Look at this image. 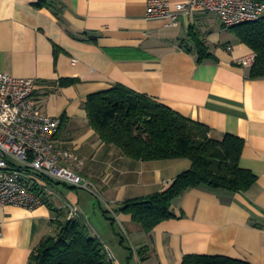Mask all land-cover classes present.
<instances>
[{
    "label": "crops",
    "instance_id": "crops-1",
    "mask_svg": "<svg viewBox=\"0 0 264 264\" xmlns=\"http://www.w3.org/2000/svg\"><path fill=\"white\" fill-rule=\"evenodd\" d=\"M40 1L0 0V73L37 81L44 113L63 120L57 144L85 160L80 173L91 191L54 183L55 195L37 209L0 206V264H29L63 213L70 220V205L114 264H182L188 255L264 264V79H252L251 68L239 64L254 52L212 12L182 16L179 27H169L148 18V0ZM199 42L211 55L202 62ZM66 79L78 82L61 86ZM118 84L209 127L215 140L242 138L241 167L256 183L246 193L191 190L174 202L184 216L147 234L118 211L121 204L165 191L192 163L139 161L102 142L86 102Z\"/></svg>",
    "mask_w": 264,
    "mask_h": 264
},
{
    "label": "trees",
    "instance_id": "trees-1",
    "mask_svg": "<svg viewBox=\"0 0 264 264\" xmlns=\"http://www.w3.org/2000/svg\"><path fill=\"white\" fill-rule=\"evenodd\" d=\"M46 2L41 0L39 6ZM232 29L256 55L250 77L264 79V18ZM198 47L201 62L211 56L203 43ZM77 82L66 79L60 85ZM86 110L102 142L116 146L125 156L139 161L188 159L192 163L165 191L121 204L118 211L130 214L147 234L168 220L181 219L184 215L176 214L174 202L191 190L246 193L257 181L252 171L241 167L242 138L228 134L215 140L209 127L125 85L90 95ZM63 215L65 220L55 222L56 234L42 240L29 264H114L86 222L80 218L68 220L67 213ZM182 264L250 263L225 256L188 255Z\"/></svg>",
    "mask_w": 264,
    "mask_h": 264
},
{
    "label": "built area",
    "instance_id": "built-area-1",
    "mask_svg": "<svg viewBox=\"0 0 264 264\" xmlns=\"http://www.w3.org/2000/svg\"><path fill=\"white\" fill-rule=\"evenodd\" d=\"M197 11L218 14L224 27L232 29L264 18V1L147 2L148 18L163 20L169 27H179L182 16H192ZM255 60L256 55L252 54L239 64L251 68ZM36 87L34 78L0 73V206L37 209L55 195L54 183L91 191V183L80 173L85 160L58 146L56 138L63 120L44 113L35 96ZM68 208L69 219L77 218L79 208L73 205Z\"/></svg>",
    "mask_w": 264,
    "mask_h": 264
},
{
    "label": "rangeland",
    "instance_id": "rangeland-1",
    "mask_svg": "<svg viewBox=\"0 0 264 264\" xmlns=\"http://www.w3.org/2000/svg\"><path fill=\"white\" fill-rule=\"evenodd\" d=\"M97 208L99 210V214L102 216V214L104 213V210L100 207L99 203H97ZM116 229L118 230V233L120 234L119 235V240H121V239L123 240L124 239L125 240V244H126V250L129 253H132L131 244H130L129 239L127 238V234H126L125 230L123 228H121L120 226H116Z\"/></svg>",
    "mask_w": 264,
    "mask_h": 264
}]
</instances>
